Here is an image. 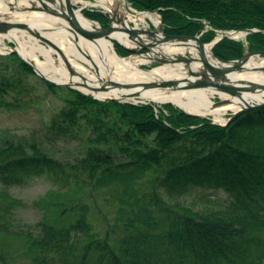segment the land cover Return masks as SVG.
I'll return each mask as SVG.
<instances>
[{
	"label": "trees",
	"instance_id": "1",
	"mask_svg": "<svg viewBox=\"0 0 264 264\" xmlns=\"http://www.w3.org/2000/svg\"><path fill=\"white\" fill-rule=\"evenodd\" d=\"M129 1L161 9L172 35L201 34L202 19L214 29L264 31L261 0ZM247 41L250 50H264V35L250 33ZM213 54L230 61L241 46L221 39ZM20 87L0 75L3 100ZM186 126L162 125L149 105L79 94L27 140L0 147V231L26 240L28 264H264V107L225 127ZM151 136L154 147L144 140ZM27 174L47 175L55 190L47 197L53 213L23 228L13 220L23 204L7 187ZM212 187L227 200L185 202ZM91 208L107 222L102 236ZM0 264L21 263L0 253Z\"/></svg>",
	"mask_w": 264,
	"mask_h": 264
},
{
	"label": "bare ground",
	"instance_id": "2",
	"mask_svg": "<svg viewBox=\"0 0 264 264\" xmlns=\"http://www.w3.org/2000/svg\"><path fill=\"white\" fill-rule=\"evenodd\" d=\"M114 1L118 2L117 0H95L92 5L101 7L105 13L112 16L111 28L114 41L128 49L142 48L146 43L145 40L136 38L127 30L132 29L131 24L137 27V22H145V19L152 15L144 13L126 17L121 6L114 11L112 7ZM76 3H81V0H43V3L38 0H0V15L7 19L10 17L8 22L39 27L41 35L47 39L46 41L53 46L56 52H59V56L64 58L70 70L65 67L60 58V64L57 65L54 62L52 54H55V51L40 45L38 35L29 27L10 28L0 36V41L6 39L12 42L18 55L48 81L60 84L68 83L79 91L91 94L96 98L114 97L126 100L123 94L117 95L99 90L100 88L109 90L111 87L109 82L142 85L165 80L200 79L221 87L241 85L231 91L200 88L171 90L159 86L149 89L146 94L148 101L156 104H172L185 112L210 118L220 124L226 121L224 115L227 112L235 114L264 100V72L252 70L256 64H264V56L256 53L246 54L242 59L245 63L242 72L217 78L202 72L203 63L200 61V55L196 49L197 39H185L188 42L185 44L180 41H169L167 37L160 35L151 39L149 43L154 45L151 47L157 49L154 54L138 56L134 60H122L115 56L110 40L99 38L100 40L94 45L88 41L81 30L76 28L74 32L75 29L69 28L64 19L49 14L55 10L61 15H66L69 7ZM85 5L89 6L90 4L84 3L82 8L86 7ZM10 10H13L12 15L9 14ZM73 17L77 26L85 28L90 25L92 29H97V25L83 18L80 11L74 12ZM153 22L155 25H159L158 21L153 20ZM204 32L203 30L201 34ZM237 37L242 38L243 35H237ZM159 43L162 44L161 47H158ZM210 49L209 45L203 47L204 57L209 64L218 66L219 62L212 57ZM152 59H159L163 63L148 71L139 67ZM249 84L261 86L251 87ZM92 86L97 90H93ZM215 97L220 99V105L214 103Z\"/></svg>",
	"mask_w": 264,
	"mask_h": 264
},
{
	"label": "rangeland",
	"instance_id": "3",
	"mask_svg": "<svg viewBox=\"0 0 264 264\" xmlns=\"http://www.w3.org/2000/svg\"><path fill=\"white\" fill-rule=\"evenodd\" d=\"M114 1V5H112L114 11L118 9L119 6L123 9V13L126 17L127 15H139L148 13L152 16L145 19V22H137V27L134 24H131V28H134L141 32H157L154 35L160 36L163 35L167 37L165 34L160 33L161 31L164 33H169L165 27V21L162 16L161 9H143L140 10L136 8L131 1L129 0H117ZM264 3V0H261ZM85 4H90L82 8ZM95 3V0H81V3H76L72 6L73 11H80L83 18L94 22L97 27L108 29L112 23V16L105 13L104 10L99 7L92 5ZM264 7V4H263ZM264 10V9H262ZM13 10H10L9 14L11 15ZM264 13V12H263ZM52 16H55L52 13H49ZM57 17V16H56ZM153 20L158 21L159 25H155ZM254 23L256 21H253ZM68 24V23H67ZM202 28H207L203 34L196 35L199 37V40L203 43V45L210 46V54L213 55L217 60H220L217 56L213 54V48L215 45L211 46V43L219 37L218 34L214 33L213 30L217 31H240V30H252V29H214L208 25V23L202 19L201 21ZM69 26V25H68ZM31 29V28H30ZM33 30V29H31ZM262 32L261 35H264V31L260 29H256ZM34 31V30H33ZM37 34V32L34 31ZM170 34V33H169ZM38 35V34H37ZM134 35V34H133ZM172 35V34H171ZM204 35V41L201 40V36ZM249 35V34H248ZM245 35L242 38L237 36H233L231 38H222L229 40L231 42L237 43L241 46V57L235 58L230 61L241 59L244 54L255 53L263 51L260 50H250L247 36ZM2 36V34L0 35ZM135 36V35H134ZM181 38L188 37L187 35H173ZM136 37V36H135ZM145 40V42L150 43L152 38L148 36L136 37ZM110 40L113 45V50L117 54V56L121 59H133L138 56H147L150 54H154L157 49L155 47H142L140 49H134L132 52L126 50L120 43ZM220 41V40H219ZM38 43L40 45L46 46L43 42L38 39ZM158 47H161L162 44H157ZM15 45L6 39L0 41V75H6L7 77L14 78L19 84H21V89L18 91H11L7 96H5V100L0 98V147L5 142H15V141H23L27 140L29 136H32L33 132L41 130L44 126L48 125L50 119L63 107H66L67 104L74 102L77 100L79 94L87 96L94 101L99 102H116L118 104L124 105H149L152 107L154 113L156 114L157 120L161 122L162 125L166 127H170L171 121H175L181 126H185L184 128L178 129L177 132H184L186 129V124L189 129H194L197 126H200L203 123H207L209 125L217 126V127H225L232 121L236 120L237 117L241 114L227 112L224 117L226 121L223 124L216 123L212 121L210 118H200L186 115L181 109L172 105V104H156L154 102L145 100V99H128V100H108V98H98L91 94L84 93L79 91L74 86L73 87H64L58 85H52L44 81L41 77L33 72V70L29 67L26 71L22 66L24 61L18 54L11 53L14 50ZM264 48V47H263ZM54 62L58 65L60 64L59 58L57 55L52 54ZM201 60V56H199ZM128 61V60H127ZM229 61V60H227ZM225 61V62H227ZM25 64V63H24ZM65 65V64H64ZM162 64L155 61L149 60L144 64L139 65L141 69L151 70L152 68L159 67ZM66 67V66H65ZM72 68V67H71ZM264 72V70H263ZM48 85L54 86V88H49ZM19 87V86H18ZM220 102L218 97L214 98V103ZM220 105V104H219ZM262 108V107H261ZM249 111V110H247ZM245 111V112H247ZM240 112V111H239ZM238 112V113H239ZM256 118V117H254ZM104 122H108L104 120L103 117L100 118ZM195 119V120H194ZM239 129V127H238ZM250 128H245V132H248ZM244 131V130H242ZM5 139L7 141H5ZM153 136L144 139L147 146L154 147ZM63 149V147H60ZM69 153L73 152V149L68 150ZM67 156L70 154H66ZM61 159L65 160V155L60 156ZM8 188V193L12 195L13 199L22 202L23 206L16 209L13 214V220L15 224L20 227H27L34 225L39 222L41 219H46L50 216L53 211L49 209L50 202L47 197H49V193L55 190V186L51 179L47 175L42 176H32L30 174L25 175L21 178V181L17 184H10ZM222 188V187H219ZM226 191H222L221 189H216V187H212L207 191L196 192L198 194L194 195L193 198H186L185 202L199 207L204 204L208 205H216L219 203H223L227 200L228 196L225 193ZM52 195V194H51ZM102 209L107 212L108 207H104ZM49 209V210H48ZM1 210V208H0ZM112 214L109 215V220L112 218ZM89 220L94 225L95 229L101 234V236L105 233L107 229V222H105L101 215L99 214L98 209L91 208L89 212ZM0 253L5 254L7 257L13 258L15 262L21 264H28L30 262V255L27 251V242L24 238H17L16 236L7 235L0 231Z\"/></svg>",
	"mask_w": 264,
	"mask_h": 264
},
{
	"label": "water",
	"instance_id": "4",
	"mask_svg": "<svg viewBox=\"0 0 264 264\" xmlns=\"http://www.w3.org/2000/svg\"><path fill=\"white\" fill-rule=\"evenodd\" d=\"M38 1L43 3V0H38ZM122 1H124V0H122ZM51 13L54 14L55 16H57V17H60V18L64 19L68 23L69 28H71L72 30L75 29V30H73L74 32L76 31V28L78 30H81L83 32L84 36L88 39V41L90 43L94 44V45H96L98 40H100L99 38L112 39L113 29L111 28V26L108 29H104V28H100V27H97V29H95V28L92 29V27H90V25L86 26L85 28L77 26V23L75 22V19L73 17L74 11H73L72 7H69L68 14H66V15H61V14H59L58 11H55V10L51 11ZM7 16L9 17L10 15H7ZM0 17H1V20H0V35L6 33L10 28H13V27H17V28H19V27L28 28L29 27V28L33 29L35 32H37L38 39L41 42H43L46 46H48L49 48L54 50L55 51V55H57V57L60 58L62 60V62L65 64V66L70 70V67L67 65V63L65 62L64 58L62 56H59L60 55L59 52H56V50L53 48V46H51L49 44V42L46 41L47 39H45L41 35V31H40L39 27H35L34 25H32V26L25 25V24H22V23H17L16 24V23H13V22H8V21H10L9 20L10 17L8 19L6 17L2 16V15H0ZM112 20H113V18H112ZM92 23H94V22H92ZM207 30H208L207 28L204 29V31H207ZM127 31L132 33V34H134L136 37H141V36L144 35V36H148V37H150L152 39L155 38L154 35L157 34V32H141V31H138V30H136L134 28L128 29ZM213 32L218 34L219 37L216 38L211 43V46H213L215 43H217L222 38H231V39H233V36H237V35L245 36V35H248L250 33L262 32V31H259V30H256V29H252V30L225 31V32L213 30ZM160 33L165 34L169 41H180V42L185 43V44L188 43V42L185 41V39H192V40L197 39L198 40V45H197L196 49H197V52L199 53V55L201 56V60L200 61H202V63H203V67H202V72L203 73L213 75V76H215L217 78H224L226 76H231L233 74H239L240 72H242V70H243V68L245 66V63H244V61H242V59L244 58V56L246 54H244V56L241 59H239V60L227 61V62L219 61L215 57H213V55H212V57L216 61L219 62V65L215 66V65L209 64L206 61V59L204 57V52H203V47L205 45H203V43L199 40L198 36H188L186 38H181V37L173 36V35H171L169 33H164L162 31ZM148 45L149 46H154V45L149 44V43L146 42V43L143 44L142 47H148ZM124 48L126 50H128V51H131V52L134 50V49H128L126 47H124ZM11 53L18 54L15 50H12ZM255 53L264 56V52L263 51L255 52ZM114 54H115V56H117V54L115 52H114ZM250 54H253V53H250ZM119 59H121V58H119ZM122 60H124V59H122ZM152 60H155V61H157L159 63H163L159 59H152ZM24 63L28 67H30L35 74H37L39 77H41L44 81H46L49 84L58 85V86H64V87H73L72 85H70L68 83L60 84V83L50 82L42 74H40L33 66L28 64L26 61H24ZM252 70L263 71L264 70V64H256L255 67H252ZM109 84L111 86L109 88V90L103 89V88H100L99 90H101V92H105V93L110 92L111 94H117V95L123 94V96L125 97L126 100L132 99V98L147 100L146 94L148 93L149 89L156 88V87H159V86H161V88H166V89H171V90H176V89H179V88H186V89L200 88V89H205V90H214L215 89L217 91H231V90H234V89H237V88L241 87V85L221 87V86H216V85L212 84L209 81H202L200 79H183V80H176V81H174V80H165V81H162V82H159V83H145V84H142V85L135 84V83H129V84L128 83H123L122 84V83H113V82H109ZM249 86H251V87H260L261 85H259V84H249ZM92 88H93V90H97L93 86H92ZM95 99H98V98L95 97ZM108 100H117L118 101V100H121V99L120 98L111 97V98H108ZM216 104L217 105L221 104V101L216 103ZM261 107H264V100H262L260 102L258 101L256 103L252 104L250 107H248V108H246L244 110H241L239 113L237 112V115L241 114V113H243V112H245L247 110L261 108ZM183 112L186 115H189V116L200 117L198 115H194V114H191V113H188V112H185V111H183ZM200 118H203V117H200Z\"/></svg>",
	"mask_w": 264,
	"mask_h": 264
}]
</instances>
